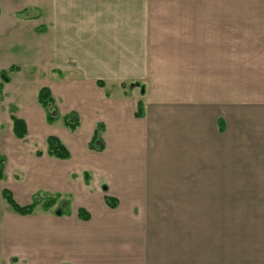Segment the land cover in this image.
<instances>
[{
  "label": "crops",
  "instance_id": "crops-1",
  "mask_svg": "<svg viewBox=\"0 0 264 264\" xmlns=\"http://www.w3.org/2000/svg\"><path fill=\"white\" fill-rule=\"evenodd\" d=\"M13 11L19 22L28 20V9ZM40 25L49 78L42 87L50 90L58 114L49 125L63 123L71 112L79 125L67 128L71 133L53 128L48 136H56L70 157H50L45 147V155L35 158L44 166L34 175L40 180L21 184L18 199L81 195L87 172L107 189L101 197L106 207L105 196L117 205L130 195L162 201L164 192L186 201L188 186L227 184L238 176L228 171L249 170L254 264H264V0H43ZM16 113L10 117L22 119L27 134L17 139L12 123L11 132L22 141L29 122ZM98 125L99 152L88 149ZM11 155H1L4 171L9 160L22 159ZM94 197L79 208L89 213L100 205L98 193ZM179 229L27 226L0 240L6 256L10 250L7 258L18 254L19 264H228L219 256L209 263L210 253L194 258L195 243Z\"/></svg>",
  "mask_w": 264,
  "mask_h": 264
},
{
  "label": "rangeland",
  "instance_id": "rangeland-1",
  "mask_svg": "<svg viewBox=\"0 0 264 264\" xmlns=\"http://www.w3.org/2000/svg\"><path fill=\"white\" fill-rule=\"evenodd\" d=\"M19 9H28V20L19 22V18L11 12ZM38 14L41 16L34 21L33 17ZM42 21L43 0H0V73L4 70L9 80L4 88H0V156L10 151L11 156L22 157L21 160H9L3 179L0 180V239L1 236L9 239L10 236L4 235L6 231L10 232L14 228L24 230L27 226H171L179 227L184 239L190 237L195 243L194 258L199 255L206 257L210 253L207 257L209 263L220 261V257L228 264H254V184L250 183L254 180L248 175L249 170L228 171V175L236 173L238 176L226 180L227 184L188 186L184 190V197L188 199L186 201L181 198L172 201L175 196H171V192H164L162 201L159 195L155 196V200H149L148 195L145 201H139V196L130 195L127 201L117 198L118 205L108 208L101 200L107 189L96 183L87 172H83L87 174V183L84 182L82 194H78V191L77 195L61 194L49 210L42 208V203L51 198L45 193L33 194L30 201L28 197L26 201L18 199L22 193L21 184L39 181L34 175L44 171L43 164L35 159V152L42 151L45 155V138L55 127L68 130L63 123L49 125L44 110L37 102L39 89L49 82L43 66L42 37L37 36L41 35L39 27ZM11 65L16 69L9 72L6 68ZM248 95L249 91L244 90L243 96ZM15 110L17 116H23L29 122V134L22 141L14 140L11 132L10 115ZM68 133L71 132L68 130ZM20 149H26V152L15 154ZM74 156L76 158L77 155ZM79 177L72 176L73 183L74 178ZM3 188H8L20 205L32 203L35 199L38 204L33 214L26 218L16 216L1 197ZM95 193H98L100 205L95 203L89 209V220H80L76 209L86 199H94ZM102 210L110 212V215L105 216ZM5 252L0 240V264H19L18 254L15 255L17 262L16 258H7ZM21 254L26 262V251L21 250Z\"/></svg>",
  "mask_w": 264,
  "mask_h": 264
},
{
  "label": "trees",
  "instance_id": "trees-1",
  "mask_svg": "<svg viewBox=\"0 0 264 264\" xmlns=\"http://www.w3.org/2000/svg\"><path fill=\"white\" fill-rule=\"evenodd\" d=\"M13 67H11L9 70H12ZM6 74L4 71L0 73L1 82H6L8 79L5 76ZM2 83H0V88H2ZM99 86H102L101 82H98ZM38 103L42 107V109L45 112V120L48 124L53 123L57 120L58 114L57 109L55 106L54 99L51 96L50 90L46 87H42L38 91L37 95ZM141 108L142 104L141 102L138 103V109L136 112V116H140L141 114ZM11 123H12V132L13 135L17 139H23L25 135L27 134V127L25 122L16 117L11 116ZM63 124L66 128L69 130H74L79 125L78 116L75 112H71L63 117ZM102 126L98 125L96 130L94 131L89 143H88V149L92 151H102L103 150V141L100 137V130ZM46 154L50 157H54L57 159H68L70 157V153L66 146L56 137V136H48L46 139ZM42 153L39 151H36V156H41ZM4 164H5V158L3 156H0V180L3 179V173H4ZM1 197L5 201V203L8 205L10 210L15 214L19 216H29L32 215L34 212V209L37 206V201L33 199L32 203L26 204V205H20L16 202V200L13 197L12 192L8 188H3L1 190ZM58 196L51 197L48 200H45L42 203V208L44 210H48L51 208L55 203ZM105 203L110 208H115L117 206V202L108 197L105 196L104 198ZM78 218L83 221H87L90 219L89 213L84 208H78L76 212Z\"/></svg>",
  "mask_w": 264,
  "mask_h": 264
}]
</instances>
